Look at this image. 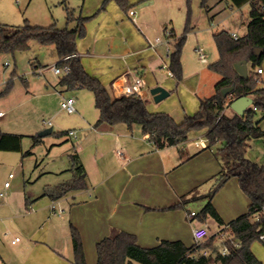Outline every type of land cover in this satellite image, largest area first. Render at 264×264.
<instances>
[{"label": "crops", "instance_id": "0c3cea01", "mask_svg": "<svg viewBox=\"0 0 264 264\" xmlns=\"http://www.w3.org/2000/svg\"><path fill=\"white\" fill-rule=\"evenodd\" d=\"M104 1L79 0L76 17L88 18L84 35L77 40L85 71L115 97L114 85L124 84V77L128 84L135 77H143L146 88L141 98L147 102L149 112L167 113L176 122L196 114L201 99L213 96L221 79L218 74L210 75L216 73L209 68L192 74L185 69L186 76L179 83L174 76H169V56L183 36L188 19L192 29L187 37L195 39V50L201 48L209 57L201 38H213L221 31L244 37L251 11L250 4L235 9L228 0H209L207 9L201 8L200 0H192L190 6L188 0H128V11L114 1L102 9ZM200 9L206 14L201 15ZM130 11L135 15L130 16ZM37 23L47 27L56 22L48 18ZM75 26L73 22L68 27ZM167 32L174 33L175 38H169ZM158 39L160 42L156 43ZM215 48L214 62L219 59L216 44ZM50 50L55 53L57 65L60 60L55 47ZM10 57L15 61L14 67ZM21 58L24 57L19 55ZM28 61L36 69L35 76L48 68L38 66L34 58ZM7 62L9 66L5 65ZM247 65L250 70L251 64ZM259 68L264 71V59ZM21 71L15 54L0 53V131L36 136L42 125L39 120H32L33 132H25L29 116L20 111L22 107L37 94L48 95L49 87L61 97L70 92L59 82L38 83L37 78L29 77L30 73ZM208 76H212L210 82H207ZM260 78L264 80V73ZM191 81L194 83L189 86ZM9 83L12 84L10 92L2 95ZM156 87L166 89L170 95L156 102L150 94ZM97 112L96 116L83 117L82 123L76 126L80 134L77 131L79 139L73 147L86 172L85 189L52 199L45 195L46 190L72 181L71 169L65 170L70 172V177L54 182L48 177L50 172L39 167L38 159L30 161L31 150L28 156L23 155L26 152L23 150L0 151V264H74L71 226L80 234L87 264H97V244L114 229L135 236L142 248H154L162 241L192 246L193 230L199 226H206L210 235L222 231L211 219L206 224L198 220L205 200L183 201L210 192L223 170L216 155L217 147L208 148L206 130L191 132L188 140L178 146L158 149L139 126L129 129L120 124L95 128L100 116ZM225 114L230 116L234 112L228 106ZM256 118H260L259 114ZM260 127L264 130V119ZM51 129L53 132V126ZM195 142L207 147H197ZM246 156L264 166V138L252 140ZM10 174L14 175L12 179ZM7 182H10L8 188ZM213 205L225 224H229L248 212L250 199L241 189L238 178L233 177L216 193ZM191 213L196 215L190 217ZM16 238L19 242L13 243ZM251 250L264 264V244L257 240Z\"/></svg>", "mask_w": 264, "mask_h": 264}, {"label": "trees", "instance_id": "16d2710c", "mask_svg": "<svg viewBox=\"0 0 264 264\" xmlns=\"http://www.w3.org/2000/svg\"><path fill=\"white\" fill-rule=\"evenodd\" d=\"M110 1L116 2L124 11L130 8L128 0H105L101 8H105ZM191 1L188 0V6ZM228 1L235 9L251 5L247 33L238 39L232 38L227 31L213 35L219 59L208 68L220 75L221 79L215 86V94L201 99L198 112L186 116L182 122H176L167 113L149 112L147 102L136 96L115 97L97 78L85 71L78 54L77 40L84 35V24L88 18L76 17L66 8L65 29L58 28L56 23L43 27L29 20L20 26L0 24V53L14 55L25 52L31 42L55 47L60 60L57 66L70 69V73L63 76L59 84L68 91L83 89L94 95L95 107L100 114L95 128H112L120 124L129 129L139 126L158 149L178 146L188 140L191 132L206 130L208 148L217 147L216 155L223 170L215 178L214 186L205 195L184 198L183 201L205 200V206L197 215L198 220L202 224L213 220L223 228L222 232L234 238L238 247L229 239L219 240V235H212L205 242L192 246L162 241L154 248H142L135 236L114 229L97 244V264H261L252 253L251 246L264 233V166L251 161L246 154L252 140L264 138V130L260 127L264 119V86L255 79L256 71L264 59V0ZM208 2L200 0L201 8L207 9ZM73 22L75 28H68ZM191 29L188 19L183 36L177 40L169 56V69L177 83L183 78L182 53ZM169 38H175L174 33H170ZM256 48L262 50L261 54H256ZM243 61L251 64L248 78H243L235 70V64ZM230 87L234 88L233 91L224 97L222 90ZM11 88L12 84L9 83L2 95H7ZM245 96L252 98L253 106L244 117L235 113L230 116L225 114L233 100ZM258 114L259 119L256 118ZM31 138L34 145L40 143L38 136ZM22 142V135L0 131V151L22 152ZM23 155H31V152L27 151ZM70 159L74 177L70 182L47 189L45 195L52 199L87 187L86 172L75 147ZM233 177L238 178L241 189L250 199V206L246 214L225 224L213 205V198ZM71 240L74 264H87L80 234L72 226ZM223 247L228 248L227 255L222 254Z\"/></svg>", "mask_w": 264, "mask_h": 264}, {"label": "rangeland", "instance_id": "374dc122", "mask_svg": "<svg viewBox=\"0 0 264 264\" xmlns=\"http://www.w3.org/2000/svg\"><path fill=\"white\" fill-rule=\"evenodd\" d=\"M78 6L79 0H0V24L20 26L25 20H29L32 24L39 26L41 24L37 22H42L50 18L57 23L58 28L65 29L67 27L66 8H69L76 16V12H79ZM199 13H201V15L206 14L203 9H200ZM68 28L72 29V27ZM201 39L202 45L205 44L203 49H205L209 56L207 57L208 65L200 61L195 50V39L187 37L182 53L183 78L186 76V72H184L185 69L188 74H192L198 69L207 70L209 65L215 61L217 51L213 38L203 36ZM32 43L33 46H31V49L27 52L15 54L18 68L22 70L21 72L23 74L30 73V78H37L35 81L38 83L43 84L45 82L47 84V82H59L63 76H56L53 69H51L56 65L55 53L50 50L53 46H42L37 42ZM19 55L24 58L19 59ZM31 58H34L37 65L41 68H45V66H48V68H45L44 72H41V75L35 76L34 72H36V69L33 65L28 64V60ZM10 60L12 63L11 66L14 67V59L10 57ZM210 75L215 77L217 74L210 73ZM26 77L28 78V75H25L24 78L26 79ZM211 77L212 76L207 77V82L211 81ZM193 83L194 81H191L189 86H192ZM51 89L52 88L49 87L50 93L46 95L47 97L37 94L30 103L23 106L20 110L22 112L25 111L29 116V120L27 121L29 125L25 132H33L34 126L30 124L32 120H39L42 125V129H40L36 135L40 138V143L34 145L31 138L32 133L23 134L22 150L24 152L31 150L33 155L28 156L30 161L35 162L36 159H38L39 167H41L42 170L50 172L48 173L49 179L56 182V180H62L67 176H71L70 172H68L69 169H72L69 155L73 153V146L76 145L77 142L70 139L67 132L71 130L79 132L80 130L76 126L82 123L83 117L90 118L98 115V112L95 108L94 95L88 90L69 91V95L61 97L59 93ZM72 96L76 99L75 107L77 112L68 114L61 108V100L62 98L66 99ZM44 122H51V125L44 124ZM52 126L53 132L44 135ZM66 169L68 171L65 173ZM220 232L215 235H219ZM224 237L229 240L232 238V236L226 233ZM134 264L139 263L134 262Z\"/></svg>", "mask_w": 264, "mask_h": 264}, {"label": "built area", "instance_id": "2783aa9c", "mask_svg": "<svg viewBox=\"0 0 264 264\" xmlns=\"http://www.w3.org/2000/svg\"><path fill=\"white\" fill-rule=\"evenodd\" d=\"M130 16H134L135 12L134 11H130L129 12ZM170 32H167V36L169 37ZM232 38L234 39H238L237 35L233 34L231 35ZM160 42V40L158 39L156 43ZM196 52L199 56V59L202 63H207V55L205 54V52L201 49V48H197ZM6 66H9V63L7 62L5 64ZM51 69H53V72L56 75L59 76H65L68 75L70 73V69L68 67L65 68H61L58 67L57 65H55L54 67H52ZM41 72V71H40ZM264 73L262 68H258L256 71V81L258 84L264 86V80H262L260 78V76ZM169 76H173L172 72L169 71ZM124 84H122L121 86H116L114 85V89H115V94L117 97H121V96H136L138 98H141L144 94L145 88H146V81L143 77H135L132 81L131 84H128V80L126 77L123 78ZM142 99V98H141ZM75 103H76V99L74 97H69L64 99L61 102V108L66 111L68 114H74L76 112V108H75ZM1 116V114H0ZM49 125H51V123H49ZM67 135L70 139H73L74 141H77L79 139V136L77 134V131L75 130H71L69 132H67ZM195 145L197 147H202V148H206L207 146L204 145L202 142H195ZM10 179H12L14 177L13 174H10ZM10 186V182H7L5 184V187H9ZM196 214L195 213H191L190 217H194ZM258 219V218H257ZM227 234V233H226ZM225 233L224 232H220L219 237L221 240H224ZM210 232L209 229L206 226H199L197 228H195L193 230V238H194V243L195 244H200L205 242L209 237H210ZM19 238H16L13 243L19 242ZM230 241L233 243V245L235 247H238V243L234 240V238L232 237L230 239ZM258 241L262 242L264 244V233L260 235ZM229 253V250L227 247H223L222 248V254L223 255H227ZM206 254V253H205Z\"/></svg>", "mask_w": 264, "mask_h": 264}, {"label": "water", "instance_id": "95a60500", "mask_svg": "<svg viewBox=\"0 0 264 264\" xmlns=\"http://www.w3.org/2000/svg\"><path fill=\"white\" fill-rule=\"evenodd\" d=\"M256 54H261L262 50L260 48H256ZM235 70L237 73L242 76L243 78H248L249 75V69L247 62H238L235 64ZM233 87L230 88H224L222 90V95L226 97L228 94H230L233 91ZM150 94L153 96L154 100L156 102H160L164 99H166L170 93L162 88V87H156L151 90ZM253 106V100L252 98L245 96L238 99L233 100L229 107L230 109L237 115L244 117L246 114V111ZM52 133V129H49L44 133V135H48Z\"/></svg>", "mask_w": 264, "mask_h": 264}]
</instances>
